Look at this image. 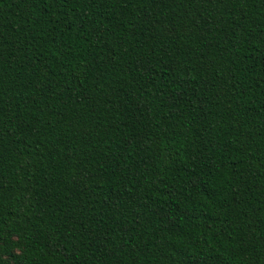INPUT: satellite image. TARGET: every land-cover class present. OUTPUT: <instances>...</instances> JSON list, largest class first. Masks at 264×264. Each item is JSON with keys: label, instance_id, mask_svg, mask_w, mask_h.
<instances>
[{"label": "trees", "instance_id": "obj_1", "mask_svg": "<svg viewBox=\"0 0 264 264\" xmlns=\"http://www.w3.org/2000/svg\"><path fill=\"white\" fill-rule=\"evenodd\" d=\"M0 264H264V0H0Z\"/></svg>", "mask_w": 264, "mask_h": 264}]
</instances>
